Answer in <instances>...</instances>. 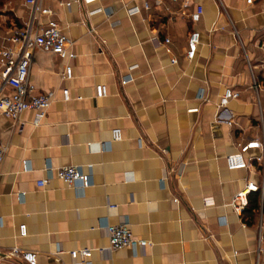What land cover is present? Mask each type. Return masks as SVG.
<instances>
[{"label":"crops","instance_id":"crops-1","mask_svg":"<svg viewBox=\"0 0 264 264\" xmlns=\"http://www.w3.org/2000/svg\"><path fill=\"white\" fill-rule=\"evenodd\" d=\"M186 1L150 0L146 9L145 0H42L75 40L77 57L34 52L31 83L38 93L55 91L42 125H33L31 110L17 122L0 114L7 147L0 165V264H26L9 255L14 247L35 252L38 264H83L69 253L80 248L92 249L93 264H264V207L248 225L231 205L250 183L263 184L262 166L227 165L240 145L264 136V0H190L185 7ZM8 4L24 27L30 8L24 0ZM136 7L140 12L130 14ZM197 11L195 23L183 15ZM47 22L37 15L34 25ZM16 27L12 20L0 46ZM192 30L201 38L188 60ZM68 65L73 78L65 80ZM98 84L109 89L101 99ZM227 88L240 96L219 109ZM259 155L256 148L246 153ZM48 165L86 171L92 165L93 182L69 186ZM124 221L149 241L146 248L109 249L105 225Z\"/></svg>","mask_w":264,"mask_h":264},{"label":"built area","instance_id":"built-area-1","mask_svg":"<svg viewBox=\"0 0 264 264\" xmlns=\"http://www.w3.org/2000/svg\"><path fill=\"white\" fill-rule=\"evenodd\" d=\"M157 4H163L165 0H152ZM179 3L182 0H171ZM189 1L185 3V7H189ZM258 0H247L248 4H253ZM27 7L30 8V20L20 28H13L3 37V44L0 46V114L7 119L17 122L25 111H34L33 125L38 127L43 124L46 119L49 108L55 98V91H47L38 93L36 86L30 81V67L33 59V54L36 50H41L45 53H51L59 56L63 60H73L77 57L75 51L76 42L63 29L61 23L53 18L54 11L42 4V0H24ZM67 5L70 6V3ZM144 7L150 9V0H145ZM140 8L136 7L129 10L130 14L140 12ZM37 15L48 17V22L45 26L37 25L35 27L34 20ZM192 22H198L200 12H192L190 14L183 13ZM264 35V30H263ZM201 34L197 30H192L187 40L188 60H193L196 56L200 43ZM171 40L165 39V43L169 44ZM261 50L264 54V40L262 41ZM178 60L172 59V63L176 64ZM73 78V68L68 65L63 73V79L70 80ZM130 79L124 80L127 83ZM254 85L258 91L259 85L254 80ZM65 101L70 99L68 88L62 90ZM109 89L105 84H98L95 88V97L97 99L104 98L108 95ZM240 93L231 88H227L220 98L219 109L228 106L232 99L239 98ZM122 139L120 129L113 130V140L119 141ZM256 148L260 150V155L248 159L246 153ZM7 154V147L0 142V165L3 163ZM252 160H257L263 169L264 174V136L260 140L249 142L246 145H240V151L231 154L227 157V165L230 170L247 169ZM25 169H29L28 163H25ZM47 170H55L56 175L64 183L73 187H89L93 182L92 165L87 166V171L82 166H64L53 168L47 166ZM47 180L38 182L40 187L45 186ZM252 192H261L264 195V179L261 186L250 183L246 190L237 193L231 202L234 210L243 214L244 209L248 205L249 194ZM176 201H178L176 199ZM263 211V206L261 208ZM105 228L109 237V249L119 250L123 248H131L137 251L139 248H146L150 243L145 239H140L134 236L130 223L124 221L117 225L107 224ZM20 235H27L26 225L20 226ZM264 242V237L261 232L259 237V248ZM63 253L61 250L56 252V255ZM73 259L80 258L83 264H93V251L89 248L74 249L69 252ZM9 255L22 259L26 264H38L37 254L32 251L23 250L20 247H14Z\"/></svg>","mask_w":264,"mask_h":264},{"label":"trees","instance_id":"trees-1","mask_svg":"<svg viewBox=\"0 0 264 264\" xmlns=\"http://www.w3.org/2000/svg\"><path fill=\"white\" fill-rule=\"evenodd\" d=\"M10 0H0V36L2 32L5 31V29H9L12 24V20L15 23L16 28H20L22 25L19 23L17 19L13 17V13L8 11L6 14L11 16L10 21L2 22L1 18L5 14L3 13V7L7 6V3H9ZM264 207V195H262L261 192H252L249 195V201L248 205L243 211V220L248 224V225H254L258 221V216L261 207Z\"/></svg>","mask_w":264,"mask_h":264},{"label":"rangeland","instance_id":"rangeland-1","mask_svg":"<svg viewBox=\"0 0 264 264\" xmlns=\"http://www.w3.org/2000/svg\"><path fill=\"white\" fill-rule=\"evenodd\" d=\"M7 5H9V4L7 3ZM2 9H3V13L5 15L2 16L1 21L2 22L10 21L12 17L6 14L8 12L7 6H4Z\"/></svg>","mask_w":264,"mask_h":264}]
</instances>
